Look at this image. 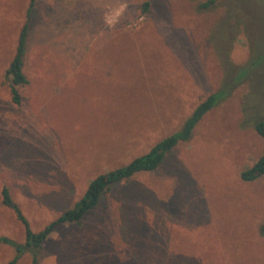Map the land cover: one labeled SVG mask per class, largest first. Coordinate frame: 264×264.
I'll return each instance as SVG.
<instances>
[{
	"label": "rangeland",
	"instance_id": "1",
	"mask_svg": "<svg viewBox=\"0 0 264 264\" xmlns=\"http://www.w3.org/2000/svg\"><path fill=\"white\" fill-rule=\"evenodd\" d=\"M27 6L0 0V190L32 232L224 93L153 172L52 232L38 264H264V175L239 179L264 153L262 3L34 0L15 105L3 73ZM0 236L24 238L1 197ZM13 256L0 245V264Z\"/></svg>",
	"mask_w": 264,
	"mask_h": 264
},
{
	"label": "trees",
	"instance_id": "2",
	"mask_svg": "<svg viewBox=\"0 0 264 264\" xmlns=\"http://www.w3.org/2000/svg\"><path fill=\"white\" fill-rule=\"evenodd\" d=\"M259 1L264 7V0ZM33 5L34 0H28L25 20L17 36L14 54L3 73V78L8 83L10 102L15 105L19 104L20 101L17 87L26 84V79L22 74V63L28 21L31 16ZM145 6L146 4H144V7ZM223 96V91L208 95L192 110L177 132L160 140L145 154L132 159L124 166L95 176L87 184L82 196L70 208L64 210L55 220L48 223L38 232H32L30 230L27 221L12 203L7 189L2 187L0 190L1 204L12 210L16 221L22 226L24 235L22 243H15L6 237L0 236V245L9 246L14 251L13 258L5 264H15L23 254L29 255L30 264H38L42 246L52 232L64 224H78L88 211L97 206L103 194L111 186L126 181L137 173L153 172L176 144L186 142L190 138L191 132L197 122L211 110ZM254 131L258 136L264 139V122L255 123ZM262 175H264V153L250 168L240 172L239 179L241 182L250 183L257 180ZM259 232L260 234L264 232V222L262 226H260Z\"/></svg>",
	"mask_w": 264,
	"mask_h": 264
},
{
	"label": "clouds",
	"instance_id": "3",
	"mask_svg": "<svg viewBox=\"0 0 264 264\" xmlns=\"http://www.w3.org/2000/svg\"><path fill=\"white\" fill-rule=\"evenodd\" d=\"M123 9H124V5H121L120 11L114 13L111 18H109L108 16H106L104 18V22L106 24H109V25L113 24L115 22V17H118L120 15V13L123 11Z\"/></svg>",
	"mask_w": 264,
	"mask_h": 264
}]
</instances>
